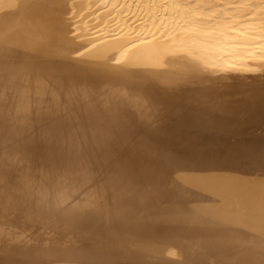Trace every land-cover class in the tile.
<instances>
[{
    "label": "bare ground",
    "instance_id": "bare-ground-1",
    "mask_svg": "<svg viewBox=\"0 0 264 264\" xmlns=\"http://www.w3.org/2000/svg\"><path fill=\"white\" fill-rule=\"evenodd\" d=\"M242 162L264 0H0V264H264Z\"/></svg>",
    "mask_w": 264,
    "mask_h": 264
},
{
    "label": "rangeland",
    "instance_id": "rangeland-1",
    "mask_svg": "<svg viewBox=\"0 0 264 264\" xmlns=\"http://www.w3.org/2000/svg\"><path fill=\"white\" fill-rule=\"evenodd\" d=\"M254 1V0H253ZM151 135V134H149ZM186 172V170H184ZM182 173H185V172ZM225 172H230L233 175H241V176H245L248 179H255L257 178L260 181H263L264 179V167L263 168H252L248 163L246 162H242L240 164H236L234 167H230L227 170H224ZM170 174V173H169ZM182 174H173V172L169 175V178L171 179L170 181H176L178 183V186L180 189H182V187L184 186L183 179L184 176H181ZM168 176V175H166ZM170 181H164V184H162L163 186L166 187H173V185L171 183H169ZM197 189L198 191L202 192L204 194V197L206 198H215L216 200H219L220 198H218L215 194H211L210 191L206 190V189H201L199 187H196L195 185L192 186V190ZM217 197V198H216Z\"/></svg>",
    "mask_w": 264,
    "mask_h": 264
}]
</instances>
